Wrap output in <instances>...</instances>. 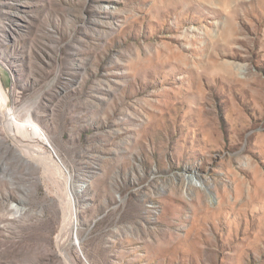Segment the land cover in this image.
Instances as JSON below:
<instances>
[{
  "label": "rangeland",
  "instance_id": "obj_1",
  "mask_svg": "<svg viewBox=\"0 0 264 264\" xmlns=\"http://www.w3.org/2000/svg\"><path fill=\"white\" fill-rule=\"evenodd\" d=\"M0 92V264H264V0H0Z\"/></svg>",
  "mask_w": 264,
  "mask_h": 264
},
{
  "label": "bare ground",
  "instance_id": "obj_2",
  "mask_svg": "<svg viewBox=\"0 0 264 264\" xmlns=\"http://www.w3.org/2000/svg\"><path fill=\"white\" fill-rule=\"evenodd\" d=\"M0 96L2 99V94L0 92ZM28 115V114H27ZM0 117L2 118L6 128L9 130V133L11 136H15V133H13L15 128L18 129H31L34 132H37L38 128H36L30 119V116L28 115L27 118L25 119L24 123H22V121H20L19 117H18V111L15 109H9V108H2L0 106ZM33 125V126H32ZM9 135V134H8ZM53 161V160H52ZM64 170V169H63ZM65 172V171H64ZM62 193V192H61ZM65 194V193H64ZM61 196V194H60ZM65 197V196H64ZM67 199V198H66ZM64 201V200H62ZM66 203V202H65ZM75 203L73 201V197H72V193L70 191V188H68V205L66 204L64 210H62L63 212V221H62V228L60 233H63V231H65L72 223H74L75 221V216H76V207H75ZM20 208V207H19ZM17 207V205L13 206V209L19 213L20 209ZM75 215V216H74ZM78 216V215H77ZM78 220V219H77ZM76 229V228H75ZM79 231V230H78ZM59 233V234H60ZM74 236V235H72ZM60 237V236H59ZM77 241V240H76ZM58 242V241H57ZM65 261L67 262V264H70V259L65 257L64 258Z\"/></svg>",
  "mask_w": 264,
  "mask_h": 264
}]
</instances>
